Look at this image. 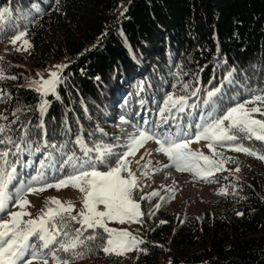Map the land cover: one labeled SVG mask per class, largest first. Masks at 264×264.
<instances>
[{
  "label": "trees",
  "instance_id": "16d2710c",
  "mask_svg": "<svg viewBox=\"0 0 264 264\" xmlns=\"http://www.w3.org/2000/svg\"><path fill=\"white\" fill-rule=\"evenodd\" d=\"M2 9L9 12L0 20V44L26 31L31 45L17 51L8 43L0 55L3 75L16 77L0 80V115L7 117L0 123L11 126L8 135L17 143L23 139L22 147L31 145L9 157L20 160L14 184L28 181L41 163L50 178L60 177L49 165L58 168L66 158L56 151L62 145L64 153L83 156L77 136L89 147L103 143L118 145L116 154L125 151L132 125L152 124L153 114L138 103L141 87L157 111L155 120L168 93L200 88L189 101L200 107L181 119L193 126L208 111L202 103L208 90L223 85L218 115L264 94V0H0ZM60 59L67 65L60 73V98L44 97L49 106L41 114V96L26 81ZM229 72L230 83L224 81ZM185 83L191 88L181 92ZM238 143L264 155V142L241 137ZM217 150H227L240 170L227 178V193L200 217L183 215L168 195L165 201L141 200L145 215L134 236L146 251L106 255L104 239H97L78 249L84 255L73 264H264V161L227 147ZM108 163L114 166L115 157ZM141 184L142 193L152 192L144 177ZM156 203L162 207L149 216ZM79 227L73 222L72 231Z\"/></svg>",
  "mask_w": 264,
  "mask_h": 264
},
{
  "label": "snow or ice",
  "instance_id": "6c2138e0",
  "mask_svg": "<svg viewBox=\"0 0 264 264\" xmlns=\"http://www.w3.org/2000/svg\"><path fill=\"white\" fill-rule=\"evenodd\" d=\"M8 12V9L0 10V20H3ZM25 36L26 31H18L10 39V43L15 45L17 41H22L26 51L31 45L27 39H22ZM66 67L67 65H57V70L50 72L49 78L45 79L42 73H38L39 79L29 82L28 87L33 88L41 96L39 104L41 114L46 112L49 106V101L44 97L52 94L56 99L60 98L58 85L63 83L60 73ZM232 75L233 73L229 72L224 81L230 83ZM5 78L16 77H5L0 69V80ZM180 87L181 92H188L191 85L185 83ZM222 87L223 85L206 92L202 103L208 111L201 113V122L194 126L191 123L182 124L180 121L184 115L190 118L192 110L200 107V104L189 101L191 97L198 96L201 89L196 88L187 95L168 93L159 107L158 120L150 127L132 125L134 131L128 134L124 144L126 150L122 153L116 154L115 149L118 145L96 143L89 147L83 136H77L74 143L80 147L83 156L78 157L74 152L70 155L64 153L62 149L66 145H62L56 151L61 152V156L66 158L61 160L58 168L55 162L49 165L62 174L60 177L50 178L46 174L45 165L41 163L36 174L28 181L14 184L20 160L17 158L14 162L9 157L30 151L31 145L29 144L27 148L22 147L23 139L21 143H17L8 135L11 126L0 123V145L11 146L0 148V264H49V260L53 264H73L77 258L84 255V252L78 249L86 247L88 241L97 239H104L102 250L106 255L122 256L134 249L146 251L139 248V245L144 243L142 239L126 229L109 227V222L143 223L141 217L145 213L141 211L140 201H150L153 197L165 201V197L161 196L158 190L142 193L141 181L143 177L149 175L148 171H141L140 175H137L129 167L128 157L134 156L149 141H154L158 145L156 151L166 155L177 171L192 172L194 179L207 180L214 173L226 170L227 163L237 162L233 157H226L223 152L216 151L217 147H227L264 161V155L244 146L243 143H238L241 137L264 142V94L237 102L223 111L222 115H218L217 97H220ZM140 103L143 104L144 101ZM256 114L261 118H257ZM6 119L7 117L0 115V120ZM121 122L130 123L124 117H121ZM144 123L147 125L149 122ZM166 125L170 127L166 128ZM171 126L175 127V131L171 130ZM98 131L103 132L102 129ZM200 140L207 141L206 147L211 150V155H205L190 147L194 141ZM51 147L56 148L55 145ZM145 155L150 156L151 153L145 152ZM110 157H115L114 166L108 163ZM48 158L55 161L52 154H49ZM140 160H144V156H141ZM98 165H106L107 170H100ZM137 165L142 169H148L151 160L144 164L137 161ZM239 170V167L235 169L237 172ZM69 186L82 193V207L78 211L74 212L75 206L71 201L62 202L56 197L46 199L44 207L35 217L27 210L31 206L27 198L29 194L47 189L60 190ZM165 188L169 193L168 199L174 198L175 188L166 186ZM226 193V188L220 190V194ZM161 207V203H156L148 215H155V210ZM5 215L7 219L4 218ZM73 222L80 225L74 231ZM160 223L163 224L165 221ZM89 230L91 234L85 235ZM61 252L68 254L67 258H62Z\"/></svg>",
  "mask_w": 264,
  "mask_h": 264
},
{
  "label": "rangeland",
  "instance_id": "374dc122",
  "mask_svg": "<svg viewBox=\"0 0 264 264\" xmlns=\"http://www.w3.org/2000/svg\"><path fill=\"white\" fill-rule=\"evenodd\" d=\"M22 39H27L29 41L27 36L23 37ZM8 43H10V41L2 42V44H0V55L6 52ZM11 46L15 48H24L22 41H17L15 45L11 44ZM57 65H64L63 60H56L47 67L37 68L36 76L30 75V78L26 81V84L29 85L30 81L39 79L37 76L38 73H42L45 79L49 78V73L56 71ZM146 95V92L143 91V87H141L138 95V103L141 106H144V112L147 113V115L152 113V120L156 121L155 118L157 111L155 108H152L150 104H148ZM141 101H144V103L141 104ZM152 120L150 123L154 122ZM180 122L182 124H189L187 120H182ZM151 125L152 124H150V126ZM165 127L167 128L170 126L166 125ZM171 130L175 131V127L171 126ZM129 131L132 133L134 129H130ZM206 145L207 141L200 140L198 142L194 141L190 147L193 150H199L203 152L205 155H211L212 152L206 147ZM157 147L158 145L154 141L147 142L145 146L136 152L134 156L128 157V160L130 161L129 167L132 171L136 172L137 175H140L141 171H148L149 175L144 177V181L152 191L158 190L163 196H169L165 186L174 187V198L170 200L175 209H179L184 212L183 215L194 212L197 217H200L204 210L209 209L214 202L221 198L222 194H220V190L222 188L227 189V178L237 173V171H235L237 166H233L232 162H229L225 165L226 170L214 173L213 176L209 177L207 180L195 178V181L193 182L194 174L192 172L177 171L175 166L170 164L166 155L156 151ZM216 151H218L217 148ZM145 152H150L151 155H145ZM221 152H223L226 157H230V154L227 150ZM141 156H144V160L142 161L140 160ZM149 160H151V165L148 169H142L138 167L137 161H140L141 164H144ZM201 163H203V161H201ZM164 165L169 166L164 167ZM153 169H159V171H153ZM50 197H56L62 202L71 201L75 206L74 212L78 211L82 207V193H80L78 189H74L69 186L67 188H61L60 190L47 189L43 192L29 194L27 198L29 199L31 206H29L27 210L32 213L33 217H35L37 213L44 207V201ZM4 218L7 219V216L5 215ZM109 227L126 229L134 235L138 226L136 222H126L124 224H120L118 222L111 221L109 222ZM49 264H53V262L49 260Z\"/></svg>",
  "mask_w": 264,
  "mask_h": 264
}]
</instances>
